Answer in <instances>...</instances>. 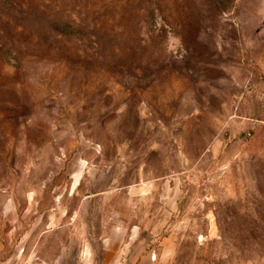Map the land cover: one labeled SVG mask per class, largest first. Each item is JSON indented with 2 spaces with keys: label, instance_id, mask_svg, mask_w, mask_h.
Here are the masks:
<instances>
[{
  "label": "clouds",
  "instance_id": "obj_1",
  "mask_svg": "<svg viewBox=\"0 0 264 264\" xmlns=\"http://www.w3.org/2000/svg\"><path fill=\"white\" fill-rule=\"evenodd\" d=\"M0 264H264V0H0Z\"/></svg>",
  "mask_w": 264,
  "mask_h": 264
}]
</instances>
